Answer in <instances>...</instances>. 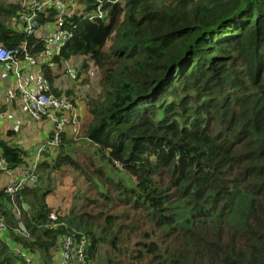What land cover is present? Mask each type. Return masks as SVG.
<instances>
[{
  "label": "trees",
  "instance_id": "1",
  "mask_svg": "<svg viewBox=\"0 0 264 264\" xmlns=\"http://www.w3.org/2000/svg\"><path fill=\"white\" fill-rule=\"evenodd\" d=\"M85 1L66 22L65 45L39 70L78 122L75 101H84L91 154L128 181L87 157L80 166L64 151L74 127L63 125L32 180L12 195L0 187V264H25L13 244L46 264L62 235L85 236L88 264H264V0H101L103 17L91 19L96 0ZM23 10L0 3V44L25 42L34 54L41 39L10 27ZM52 17L47 10L38 20ZM75 55L98 69L95 98L53 85V64ZM32 121L52 135L54 121ZM0 154L19 176L33 160L3 139ZM62 165L87 186L66 211L45 204L50 190L39 183Z\"/></svg>",
  "mask_w": 264,
  "mask_h": 264
},
{
  "label": "built area",
  "instance_id": "2",
  "mask_svg": "<svg viewBox=\"0 0 264 264\" xmlns=\"http://www.w3.org/2000/svg\"><path fill=\"white\" fill-rule=\"evenodd\" d=\"M20 5L24 10L11 19V29L22 32L25 37L40 38L43 46L31 54L30 47L25 42L11 47L0 44V68L5 73H10L13 88L17 92L25 113L32 120L47 117L54 121L55 125L52 135L35 148L32 155L33 160L22 169L21 176L14 177L11 171L6 169V162L0 154V171L7 175L3 191L9 195L20 189L26 180L30 181L34 178L32 171L36 159L43 151H48L57 145L60 132L64 129L62 126L69 123L71 127H76L79 124L67 96L62 94L57 97L53 93L46 92L47 84L39 70L41 65L51 66L49 62L51 57L59 52L70 36V30L66 27L67 20L73 15H79V12L72 4L68 3V0H21ZM100 7L101 0H96L94 10L87 14V17L89 19L102 18L103 13ZM47 10L53 11V17L41 24L38 18L41 13L46 15ZM44 24L48 26V29L42 30L36 36ZM64 74L73 81L76 79L77 72L71 66L66 65ZM55 113H59V115L56 116ZM1 225L0 221V229ZM85 245V236L62 235L57 245L61 264H87ZM14 251L18 253L25 264L32 263L27 255L17 250ZM26 252L27 249H24V253Z\"/></svg>",
  "mask_w": 264,
  "mask_h": 264
},
{
  "label": "rangeland",
  "instance_id": "3",
  "mask_svg": "<svg viewBox=\"0 0 264 264\" xmlns=\"http://www.w3.org/2000/svg\"><path fill=\"white\" fill-rule=\"evenodd\" d=\"M11 0H0V3H4ZM18 1L21 3V0H13ZM77 3L83 6L86 4L85 0H82L81 2ZM109 42H107L108 44ZM65 65L72 66L75 68V71L77 72V77L75 80H70L69 77L64 74V67ZM53 71L56 74L53 85L60 89L61 91H65L69 89L70 94L72 95H85L87 97L93 96V98L96 97L99 91V83H98V69L97 67L92 63V61L84 56H72L66 61L62 62L59 66L56 64H53ZM63 93V92H62ZM89 99V98H88ZM89 117V116H88ZM88 121V118H86L84 121H82V124H79L75 128H73V133L66 134L67 137L70 139L68 140L67 146L64 147V151H67L70 156L80 165L83 166V161H85V157L90 158L94 161L96 164H101L104 166L105 171L107 174L114 178H124L128 181V177L126 175H123V173L119 170L112 169L109 164L105 163L104 161L96 160V156L91 154V148L90 145L87 144V142L83 138V128L86 125V122ZM27 123H22L21 125V132L19 133V130L17 131L18 138L24 143L26 141V135L29 132H35L34 128L30 126L31 129H26ZM67 133V132H66ZM43 133H38L35 138L30 139L27 144L31 147L30 150L26 154H24V161H28L30 159V156L32 155V151L38 146L39 143H41L43 140ZM69 149V150H68ZM71 151V152H70ZM96 157V158H95ZM114 165L119 169L120 164L114 163ZM20 167L16 168L19 169ZM13 173V171H12ZM42 181L39 183L41 184V187L48 188L50 190L49 194L44 195V202L47 206H50L52 208H59L60 210L66 211L71 203L77 202V200H74L73 197L77 194H81V192L84 190L86 186L85 182H82L81 178L78 176L77 172L69 166L62 165L60 167V170L53 171L49 173L48 178H45V174L42 176ZM3 185L2 180V172H0V187ZM27 200H24V204L27 207ZM12 209L15 212H19L22 210V205H11ZM10 207V208H11ZM9 208L11 213H14ZM63 211V212H64ZM21 224V223H19ZM18 224V225H19ZM22 225V224H21ZM16 232H18L20 235L25 236L28 232L25 230L23 226H17L16 229H14ZM10 245V243H8ZM21 246V245H20ZM86 246V245H85ZM11 249L14 251L16 250V244L10 245ZM23 247V246H22ZM20 247V248H22ZM30 254H32L30 252ZM34 256H36L33 253ZM32 255V261L33 264L37 263V257L36 259ZM46 264H61L60 262V256L58 252V247L56 244V248L53 251V254L50 256L48 262ZM88 264V260H87Z\"/></svg>",
  "mask_w": 264,
  "mask_h": 264
},
{
  "label": "crops",
  "instance_id": "4",
  "mask_svg": "<svg viewBox=\"0 0 264 264\" xmlns=\"http://www.w3.org/2000/svg\"><path fill=\"white\" fill-rule=\"evenodd\" d=\"M82 0H78L81 2ZM69 4H72L77 12L83 9L82 4H78L77 0H68ZM48 29L46 24L40 27L39 32H37L36 36H38L42 30ZM13 90V80L10 76L6 75L5 72L0 68V139H3L7 143H14L18 147L22 149L24 154L31 149V147L27 144V142L35 138L38 133H43L42 140L44 141L47 134H48V124L45 121L42 122H34L32 121L28 115L25 113L18 97L12 93ZM75 105L78 107L79 110V124H82L88 115L86 110L84 109V101H75ZM22 123L26 124V129H31L29 125H31L35 132H29L26 135V141L23 143L17 136V131L21 132V125ZM78 124V125H79ZM77 125V126H78ZM75 128V127H74ZM73 128H70V131ZM69 132V131H68ZM70 133V132H69ZM35 150V149H34ZM33 150V151H34ZM33 151L31 154H33ZM23 154V156H24ZM20 169L17 171H11L14 177H18L20 175ZM7 175H2L3 183Z\"/></svg>",
  "mask_w": 264,
  "mask_h": 264
}]
</instances>
